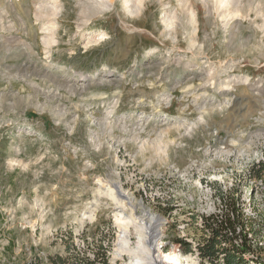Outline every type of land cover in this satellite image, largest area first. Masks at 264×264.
<instances>
[{"label": "rangeland", "instance_id": "1", "mask_svg": "<svg viewBox=\"0 0 264 264\" xmlns=\"http://www.w3.org/2000/svg\"><path fill=\"white\" fill-rule=\"evenodd\" d=\"M263 158L264 0H0L2 263L113 229L126 264L116 218L133 208L131 247L151 213L160 256L201 264L220 192L264 221Z\"/></svg>", "mask_w": 264, "mask_h": 264}, {"label": "trees", "instance_id": "2", "mask_svg": "<svg viewBox=\"0 0 264 264\" xmlns=\"http://www.w3.org/2000/svg\"><path fill=\"white\" fill-rule=\"evenodd\" d=\"M253 169L252 176L264 181V158L259 160ZM219 210L207 217H201L202 233L197 242L196 251L201 264H264V221L258 223L256 216H247L239 199L220 192ZM164 214L172 209L161 208ZM114 230L110 236L93 234L91 239L85 231L75 235L73 231L61 232L65 247L64 254L48 257L47 264H111L110 252L113 245ZM76 237L83 240L82 246L76 242ZM98 241V243H97ZM174 243L186 247L187 253L192 252L191 244L182 238H176ZM0 264L2 261L0 260ZM24 264H43L40 259H33Z\"/></svg>", "mask_w": 264, "mask_h": 264}, {"label": "bare ground", "instance_id": "3", "mask_svg": "<svg viewBox=\"0 0 264 264\" xmlns=\"http://www.w3.org/2000/svg\"><path fill=\"white\" fill-rule=\"evenodd\" d=\"M100 195H108L117 202V205L123 204L116 195H114L113 190L110 187L105 192L99 190ZM98 199L94 200L92 206H97ZM125 207H126V203ZM120 207V206H119ZM147 217L142 219V222L137 223L135 226L137 228L140 242L137 247L130 246V224L136 219L134 217V209L131 208L126 216L118 214L116 218L117 225L120 228V233L118 236V241L116 243L114 257L115 259H121L127 256L129 261L126 264H185L184 261L180 260L175 252H171L168 259L164 260L160 256V245L156 240L159 237L158 224L160 223V218L152 215L151 213L146 214ZM149 240V246L145 245L144 239ZM148 243V241H147ZM143 244V246H142Z\"/></svg>", "mask_w": 264, "mask_h": 264}]
</instances>
